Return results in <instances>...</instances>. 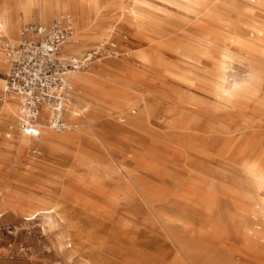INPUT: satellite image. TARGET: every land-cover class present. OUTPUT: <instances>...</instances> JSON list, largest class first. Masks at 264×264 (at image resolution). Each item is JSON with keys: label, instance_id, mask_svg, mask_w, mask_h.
<instances>
[{"label": "rangeland", "instance_id": "rangeland-1", "mask_svg": "<svg viewBox=\"0 0 264 264\" xmlns=\"http://www.w3.org/2000/svg\"><path fill=\"white\" fill-rule=\"evenodd\" d=\"M85 2L47 24L72 16L78 46L64 49L72 57L108 42L118 57L74 75L65 118L76 109L78 131L22 145L18 119L2 125L0 114V264L94 262L86 249L69 251L56 205L76 207L81 227L84 208L109 218L112 255L100 264H264V0ZM8 3L19 33L42 22ZM17 41L0 38V80ZM75 131L99 133L80 141L82 162L62 139ZM35 200L48 201L37 219Z\"/></svg>", "mask_w": 264, "mask_h": 264}, {"label": "built area", "instance_id": "built-area-1", "mask_svg": "<svg viewBox=\"0 0 264 264\" xmlns=\"http://www.w3.org/2000/svg\"><path fill=\"white\" fill-rule=\"evenodd\" d=\"M74 33L72 16L61 15L50 26L25 25L20 41L6 47L8 73L0 103L6 97L17 101L18 128L28 137H41L43 125L55 132L77 128L65 119L68 105L75 102L71 74L118 57L116 43L108 42L81 57L65 58L63 48Z\"/></svg>", "mask_w": 264, "mask_h": 264}, {"label": "bare ground", "instance_id": "bare-ground-1", "mask_svg": "<svg viewBox=\"0 0 264 264\" xmlns=\"http://www.w3.org/2000/svg\"><path fill=\"white\" fill-rule=\"evenodd\" d=\"M8 1L9 0H4L3 8L0 11V38H7L8 40H11V41L18 40L15 43V44H17L20 41L19 30L21 27L20 26L21 20L18 16V9L14 8V6H11V4L8 3ZM18 1H20L22 3V11L25 12L27 7L29 9H31V14H32L31 16H29L27 13L25 14V17L27 18L26 21H29L31 18L43 17V19H44L43 25H45V26L49 25V24H47V21L49 18L55 17L57 15V12L60 10L64 11L65 7L68 6L71 2L76 6H80L81 9L84 8V5L86 3L85 2L86 0H66L65 6L63 7L60 5V2H63V1L45 0L44 9H43L44 11L41 13L39 6H38V0H18ZM91 6H93V5H91ZM79 18L82 21V26L86 25L87 18L85 17V15L81 14V16H79ZM74 26H75V33L68 43V44L72 43L70 46L71 48L77 47L78 41H79V32L76 29L75 20H74ZM101 35H102V33H101ZM103 36L109 37L110 35L108 32H103ZM15 44H12L10 46H13ZM68 44H66L63 48L64 57L65 58H73L72 56H68L66 54V52L64 51L65 47ZM101 45H103V43H101ZM5 63L7 65L6 57H5ZM79 73H81V71H76V72H73L71 74V76H70L71 85H72V80H71L72 76L79 74ZM0 83H4V86L2 87V89L4 90L6 87V79H5V81H3L1 79ZM72 87H73V85H72ZM73 91H74V87H73ZM14 100L15 99L13 97H6L5 101L3 102L4 104L2 105V107L0 109V112L2 114H4V117H3L4 122L2 123V121H1L2 125H5L7 122H13V121L18 119V112H17L18 104H16ZM70 105H72V103ZM70 105H68V107ZM68 107H67V109H68ZM0 120H2V118H0ZM67 120H68L69 124H72V125L77 124L78 125V127L74 129L76 131H78L80 129V127L82 128L83 123H84L79 118V112L76 109L68 112ZM46 129L55 133V131L51 130L47 125H43L42 136H43ZM76 131L71 132V133H66L62 137V139L66 142L75 143L77 145V147H79V151L81 152V155L79 157H73V159L82 162V159H84L86 157V155H85V150L80 146L81 145L80 141H82L86 138H89V140H91L92 142H95L96 139L97 140L99 139V133L94 132V131H89L83 135L82 134L80 135V134H77L78 132H76ZM64 132H61V133H64ZM49 134H51V133H49ZM103 135H105V134H103ZM27 137L28 136L21 133L22 145H27L29 143V141L32 139H40L41 138V137H39V138H32V137L27 138ZM25 140H27V141H25ZM47 143L52 144L53 142H52V140L49 139V140H47ZM95 144H97V143H95ZM96 146L99 148H102L99 145H96ZM90 156L93 157L92 154H90ZM89 160L92 161L91 159H89ZM108 171H110V170H108ZM30 178H31V175H30ZM47 203H48L47 200H35V203L31 204L32 205L31 207H34V209H37V212L39 213L37 215L36 219L38 217H40L41 215L46 214L43 209H40L37 207L44 205V204H47ZM50 204H53V203L51 202ZM14 206L15 205L12 201H9V202L6 201V203H5L6 208L12 209L14 211L16 210L20 214H24V213L29 212V211L24 210V209H20V208L18 209V207H16V206L14 207ZM31 210H33V209H31ZM71 211H69L67 209V207L63 206V205L62 206L61 205L55 206V213L57 214L59 219L63 223H65L67 226V229L65 231V237L69 241L68 242V245H69L68 248L70 249L69 251L70 252H72V251L79 252L81 250L84 251L86 249L84 251L85 252L84 254L91 257L94 260V262H90V264L108 263L109 258L112 255V251L109 249V247H107V244H108L107 228H108V224H109V218L102 215V214L97 215L95 212L89 211L88 209L84 208V211H85L87 216L85 218H83V221L85 223H84V226L81 227L80 223H75V222H74L75 224L73 223L74 212L75 213L77 212V208L73 207ZM81 212H83V211H81ZM96 219H99V221L96 222ZM110 223H111V221H110ZM50 236H52V235L48 234V238ZM97 237L98 238L101 237V238L99 240H96Z\"/></svg>", "mask_w": 264, "mask_h": 264}, {"label": "crops", "instance_id": "crops-1", "mask_svg": "<svg viewBox=\"0 0 264 264\" xmlns=\"http://www.w3.org/2000/svg\"><path fill=\"white\" fill-rule=\"evenodd\" d=\"M43 22H44V19H43V17H42V22H40V23L43 24ZM50 25H51V24L46 25V26H50ZM1 39H4V38H1ZM6 39H7V38H6ZM67 54L71 56V54H69V53H67ZM73 77H74V76H72L71 80H73ZM17 112H18V110H17ZM0 114L3 115V117H4V114H2L1 112H0ZM47 132H49V133H54V132H51V131H49V130L46 129L44 133H47ZM27 138H28V137H27Z\"/></svg>", "mask_w": 264, "mask_h": 264}]
</instances>
